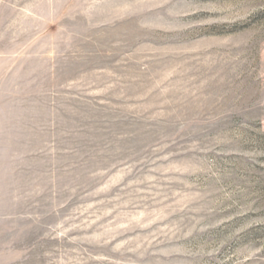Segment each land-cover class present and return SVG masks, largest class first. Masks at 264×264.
<instances>
[{"label": "rangeland", "instance_id": "rangeland-1", "mask_svg": "<svg viewBox=\"0 0 264 264\" xmlns=\"http://www.w3.org/2000/svg\"><path fill=\"white\" fill-rule=\"evenodd\" d=\"M0 264H264V0H0Z\"/></svg>", "mask_w": 264, "mask_h": 264}]
</instances>
